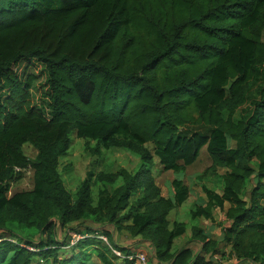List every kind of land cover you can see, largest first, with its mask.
Listing matches in <instances>:
<instances>
[{
    "label": "trees",
    "instance_id": "obj_1",
    "mask_svg": "<svg viewBox=\"0 0 264 264\" xmlns=\"http://www.w3.org/2000/svg\"><path fill=\"white\" fill-rule=\"evenodd\" d=\"M263 62L264 0H0V217L20 215L8 222L27 237L0 230V264H85L87 250L103 264L120 260L113 250L120 264L138 253L215 264L222 244L240 264H264V94L237 117ZM187 126L211 132L181 137ZM73 136L140 165L85 179L74 198L60 170ZM156 160L188 176L227 171L223 195L192 218L227 203L231 225L198 255L173 252L184 225L170 215L187 190L175 180L176 199L164 197ZM27 171L33 189L9 197ZM107 226L150 243L151 256L115 246Z\"/></svg>",
    "mask_w": 264,
    "mask_h": 264
},
{
    "label": "rangeland",
    "instance_id": "obj_2",
    "mask_svg": "<svg viewBox=\"0 0 264 264\" xmlns=\"http://www.w3.org/2000/svg\"><path fill=\"white\" fill-rule=\"evenodd\" d=\"M21 70V69H19ZM38 73V72H37ZM264 94V62L257 67L256 69V76L254 80L250 83L244 101L240 108L237 111V117L246 118L248 119L253 110V104L261 99L262 95ZM211 129L206 127H192L187 126L185 127L182 132L180 133L181 137H190L194 134H202L208 135L210 134ZM72 143L70 149L68 150V154L66 157L61 159L60 163V170L62 173L63 181L67 191L71 194L72 197L75 198L76 192L79 188V185L85 180L89 179L92 176H95L99 173H107L112 174L117 170L122 168L127 169L128 171L135 172L139 167V158L134 155L132 151L129 150H105L99 149L96 152V145L95 143H87V141L79 140L75 136L72 138ZM150 145L148 148H151ZM24 153L25 155L31 160L35 161L37 157V150L31 145L24 146ZM157 161V160H156ZM184 174L181 173L179 177H184ZM196 175H185L187 178H192ZM177 177L173 173H163L161 170L160 174L156 176V180L158 185L161 187L162 192L165 195H169V190L171 189L172 182L174 178ZM184 177L186 180L187 178ZM187 181V180H186ZM210 187H216L215 183L209 182ZM195 188L198 190L199 186L196 184ZM8 196L11 197L16 193L31 191L33 189V172L27 171L24 173V177L20 181L13 182L10 185ZM97 188H94V195H97ZM216 190V191H217ZM141 196H135L132 199L133 203H136L137 200ZM194 199V198H193ZM191 198V203L193 201ZM21 216L18 214L10 215V213H4L0 217V230H3L6 233H10L9 231H14L24 240L27 239L25 236L24 231L21 229V224L18 223L15 226L10 225L8 219L18 220ZM181 219H187L186 212L184 209L173 211L172 215H170V221L172 224L176 223ZM200 222V221H198ZM86 226H93L94 223L91 220H87L85 222ZM11 229V230H9ZM13 232V233H14ZM66 233V232H65ZM65 233L57 231V236H59V240H62L65 237ZM112 238L113 243L117 247L129 249L131 252H139L140 250H144L145 252L151 253L153 252V246L150 243L145 242L141 238L134 239L133 237L129 236L127 232H117L112 230ZM74 239H78L77 235L71 234ZM104 238V237H103ZM47 239V238H43ZM33 241L38 244L41 241V236L37 235L33 238ZM46 241V240H45ZM107 244L108 242L104 240ZM184 242H180L177 244L176 249H180L181 246H184ZM118 251V250H117ZM119 252V251H118ZM86 256L84 257L85 264H103L101 260L97 257L96 253L93 251H85ZM121 257L120 260H112L113 264H120L123 263L122 254L120 253ZM148 256V255H147ZM149 260L148 264H158L157 261L153 260V258ZM36 264H41L40 261H37ZM43 264V263H42Z\"/></svg>",
    "mask_w": 264,
    "mask_h": 264
},
{
    "label": "crops",
    "instance_id": "obj_3",
    "mask_svg": "<svg viewBox=\"0 0 264 264\" xmlns=\"http://www.w3.org/2000/svg\"><path fill=\"white\" fill-rule=\"evenodd\" d=\"M156 165L153 170V176L156 179V176L160 174L162 167L155 162ZM140 165V163H139ZM163 171V170H162ZM226 170L220 169L217 174H208L207 176L196 175L192 178H187V181L184 177H179L181 174H177L174 172H164L163 173H173L175 176L173 182L178 180L181 182L182 186L187 190V196L185 199L179 201L177 204V208L174 211L184 209L186 212L187 219H181L177 221L178 224L184 225L181 232L178 233V236L175 240V244L173 247V252L179 251L183 248L191 249L194 255H198L203 251L204 245L209 240H220L223 237V233L226 228L231 225V222L227 219V211L229 209V205L227 203H223L222 208L219 206H214L212 210V219L205 218H192V213L196 211L198 207H206L208 203L215 202L214 194L223 195V181L221 176L226 174ZM215 183L218 188L209 186V182ZM169 190V195H165L162 192L164 197H171L176 199L177 190L173 185ZM157 183V180H156ZM196 184L199 186L198 190L195 188ZM158 185V183H157ZM159 186V185H158ZM160 187V186H159ZM161 188V187H160ZM162 190V189H161ZM217 190V191H216ZM191 198L193 199L191 203ZM172 215V213H171ZM200 221V222H198ZM112 234V230H115L112 226H107L105 228ZM116 231V230H115ZM197 233V236L195 234ZM180 242H184L185 245L181 246L180 249H176L177 244ZM220 254L214 256L215 264H236V259L231 255L230 248L225 244L220 246Z\"/></svg>",
    "mask_w": 264,
    "mask_h": 264
},
{
    "label": "built area",
    "instance_id": "obj_4",
    "mask_svg": "<svg viewBox=\"0 0 264 264\" xmlns=\"http://www.w3.org/2000/svg\"><path fill=\"white\" fill-rule=\"evenodd\" d=\"M80 238V237H79ZM78 238V239H79ZM103 238V237H102ZM105 241H107L106 238H103ZM113 252L117 255L120 256V253L117 250H113ZM135 258L136 264H148V259L145 254L138 253L136 254L135 257H131V259ZM236 259V258H235ZM236 264H240V262L236 259Z\"/></svg>",
    "mask_w": 264,
    "mask_h": 264
}]
</instances>
